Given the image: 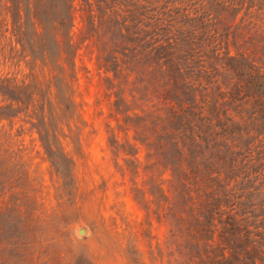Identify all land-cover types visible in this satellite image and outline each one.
<instances>
[{
    "label": "trees",
    "instance_id": "obj_1",
    "mask_svg": "<svg viewBox=\"0 0 264 264\" xmlns=\"http://www.w3.org/2000/svg\"><path fill=\"white\" fill-rule=\"evenodd\" d=\"M85 1L77 41L75 0H0V56L29 69L0 75V136L6 120L29 123L69 171L60 136L82 122L74 85L88 43L112 115L138 121L159 176L170 172V195L163 181L152 200L138 194L148 217L169 202V264H264V0H123L121 12ZM9 150L0 142V177L15 168ZM10 206L0 203V264H38L22 208L14 227Z\"/></svg>",
    "mask_w": 264,
    "mask_h": 264
},
{
    "label": "rangeland",
    "instance_id": "obj_2",
    "mask_svg": "<svg viewBox=\"0 0 264 264\" xmlns=\"http://www.w3.org/2000/svg\"><path fill=\"white\" fill-rule=\"evenodd\" d=\"M85 2L75 0L77 41ZM100 3L112 4L121 12L124 1ZM96 56L88 43L81 46L74 97L82 122H72L71 128L64 124L65 136H60L64 152L73 161L68 172H57L29 123L3 122L8 135L1 132L0 142L10 148L5 156L15 168L6 176L7 185L6 178L0 177V203L9 202L10 211L20 204L27 236L34 240L32 248L43 254L38 264H169V202L165 197L162 213L157 201L152 202L148 217L138 194L145 190L152 200L150 190L156 193V181H163L166 196L170 195V172L159 176L162 169H155L148 148L138 140V121L112 115L115 96L108 89L112 84L104 69L98 68ZM28 72L25 62L16 65L0 56V75L21 79ZM114 135L119 148L113 145ZM11 213L8 224L15 227L19 216L14 210Z\"/></svg>",
    "mask_w": 264,
    "mask_h": 264
},
{
    "label": "water",
    "instance_id": "obj_3",
    "mask_svg": "<svg viewBox=\"0 0 264 264\" xmlns=\"http://www.w3.org/2000/svg\"><path fill=\"white\" fill-rule=\"evenodd\" d=\"M83 232H84V229H81V230H80V233H83Z\"/></svg>",
    "mask_w": 264,
    "mask_h": 264
}]
</instances>
